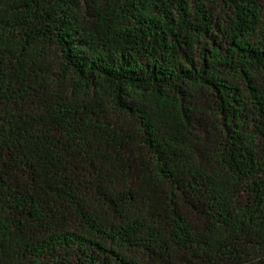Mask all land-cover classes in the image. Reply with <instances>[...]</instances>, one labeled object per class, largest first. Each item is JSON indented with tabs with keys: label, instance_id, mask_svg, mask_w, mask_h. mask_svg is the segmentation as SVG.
<instances>
[{
	"label": "trees",
	"instance_id": "16d2710c",
	"mask_svg": "<svg viewBox=\"0 0 264 264\" xmlns=\"http://www.w3.org/2000/svg\"><path fill=\"white\" fill-rule=\"evenodd\" d=\"M0 264H264V0H0Z\"/></svg>",
	"mask_w": 264,
	"mask_h": 264
}]
</instances>
